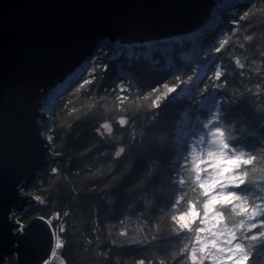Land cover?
Segmentation results:
<instances>
[{
	"label": "trees",
	"instance_id": "1",
	"mask_svg": "<svg viewBox=\"0 0 264 264\" xmlns=\"http://www.w3.org/2000/svg\"><path fill=\"white\" fill-rule=\"evenodd\" d=\"M221 41L227 42L217 52ZM112 47L99 48L80 79L56 100L47 135L50 169L37 176L31 187L35 202L20 222L39 216L58 227L61 247L52 264H193L191 251L200 247L196 229L216 223L211 213L200 223L207 198L200 195L194 168L207 153L200 138L207 141L204 124L211 116L230 143L256 157L247 168L248 182L237 191L250 205L264 196V0L230 8L206 34L203 55L192 64L177 61L175 68L157 69L134 58L123 62L129 74L121 76L117 58L108 59ZM218 69L222 75L216 79ZM165 85L176 89L167 97ZM189 203L199 215L182 229L173 217L188 212ZM235 203L214 207L223 219L218 228L264 220L248 221ZM260 230H236L251 252L245 264H264V239H244ZM7 263L16 264L15 257Z\"/></svg>",
	"mask_w": 264,
	"mask_h": 264
},
{
	"label": "water",
	"instance_id": "2",
	"mask_svg": "<svg viewBox=\"0 0 264 264\" xmlns=\"http://www.w3.org/2000/svg\"><path fill=\"white\" fill-rule=\"evenodd\" d=\"M213 1L0 0V264L11 255L16 264L52 255L49 222L35 216L20 228L15 216L35 202L28 193L50 169L42 104L57 81L109 41L194 31Z\"/></svg>",
	"mask_w": 264,
	"mask_h": 264
},
{
	"label": "snow or ice",
	"instance_id": "3",
	"mask_svg": "<svg viewBox=\"0 0 264 264\" xmlns=\"http://www.w3.org/2000/svg\"><path fill=\"white\" fill-rule=\"evenodd\" d=\"M245 15H247V13ZM243 18L244 17H241V19ZM249 39H251V37H249ZM226 42L227 41H221L216 51L219 52L223 49ZM236 63L239 67H243L239 60H237ZM221 75L222 72L218 69L215 72V78L219 79ZM84 83H88V81ZM165 87L168 88L165 97L176 90L174 87H168L167 85H165ZM119 123L124 125L126 121L121 119ZM102 127L108 132L112 131L110 125L107 123L102 125ZM204 128L208 130V139L205 141V137L203 136L200 139L202 143H206L207 155L212 159L205 164L201 158L200 163L194 165L196 172L195 181L199 189L202 190L200 195L207 198L203 202L204 213L200 223L205 224L210 213L216 220V223L210 228L202 227L196 229L197 243L200 244V247L198 249H192L191 259L193 264H203L205 260H212L215 264H223L225 259L231 261L232 264H245V262L250 260L251 252L244 243L238 241L236 230L246 228L247 232H252L253 229H257L259 226L261 229L259 232L244 237V239L248 241L257 242L258 240L264 239V220H260L258 223H248L247 225L244 220H241L234 228H228L227 225L218 228L217 224H222L223 219L220 213L214 212L213 209L216 205L233 204L236 202L234 210L235 208H239V213L237 214L239 215L242 213L248 221H253L257 217L264 216V196L256 197V200L259 202L250 205L248 196L237 191L248 182L247 178L249 177V171L247 168L249 165L253 164L256 157L238 149L235 145L230 143V137L226 131L218 126V119L209 120L204 124ZM123 151V148L118 150L116 156H120ZM187 166L188 160L184 158L183 167L187 168ZM209 168L211 171H209ZM52 171L55 172L56 169ZM179 184L184 185L185 180L181 178ZM193 191H195V189H193ZM179 203L180 199H177L176 204ZM198 215L195 207L189 203V211L180 217H173V219L177 220L180 227L183 229L189 228ZM204 232L210 233L212 238L209 239L208 237H204L202 239L200 233ZM221 237H224V239L221 240ZM234 241L237 242L234 243ZM60 247L61 242L57 240L56 248L59 249ZM186 249L187 245H185V250ZM197 251L200 253L198 258L196 255ZM225 252L228 253L226 257L224 256Z\"/></svg>",
	"mask_w": 264,
	"mask_h": 264
},
{
	"label": "rangeland",
	"instance_id": "4",
	"mask_svg": "<svg viewBox=\"0 0 264 264\" xmlns=\"http://www.w3.org/2000/svg\"><path fill=\"white\" fill-rule=\"evenodd\" d=\"M246 1H248V0H241L238 3H242V2L245 3ZM223 2L218 3V8L219 9L222 7L223 8L219 11V16L216 17L218 19L216 23H219V21H221L222 16L227 11H229L230 8H232L238 4V3L234 4L228 8L227 5L222 6V5H224ZM213 24H215V22H213ZM214 27L215 28L208 30L206 33H204L203 35H201L199 37V40H202L200 45L196 44V46H193L192 40L187 38V37H183V38L182 37H174L172 39H163V40L151 42L150 45H146V44H136V45L131 44L130 45V44H123V43H120L117 40H115V41H109L107 43L100 45L95 50V52L92 53V55L89 57V59L92 58L93 55L95 53H97L99 48H101L103 45L112 44V46H113L112 50L108 51V53H109L108 59L113 60L114 58H117V59H115V66H116V68L119 71V74L121 76H128V74H129L128 71H126V69L123 67V62H125V60L134 59V58L145 61V63L147 65H151V66L156 65L157 69H159V68L168 69V68H173V67L175 68L177 61L180 63H185V64L191 63L192 64V63H194V61H196L197 58H199L201 55H203V53H202V51H203L202 48H204V47H202L203 41L205 39L206 34L212 32L213 30H216V25ZM102 40H105V39H102ZM106 41H108V40L106 39ZM192 50L194 53L193 55L191 53ZM190 53H191L192 57L188 58L186 60L185 56H189ZM155 54H158L160 58L154 57ZM175 57H176V59H175ZM160 60L162 61L161 65H160ZM170 63H171V65H169ZM204 67H205V63L199 65L197 67V71H199V73L202 72ZM83 72H84V70H83ZM81 75L82 74H80L79 77H77V79H75V81L67 84L63 88H61L63 85L60 86V89L57 87H53L52 91H50L51 93L49 94L48 98L46 100H44L42 111L46 115V117L44 119V125L47 128L46 137L48 135V131L50 128L51 112L53 110V107H54L56 100L64 93L65 90H67L69 87L74 85L80 79ZM53 101H55V102L53 103ZM212 119H213V117L211 116L210 120H212ZM48 155L49 156L52 155L51 147H50ZM201 158L205 162V161H208L210 157L206 153V154H202ZM28 194L31 198L35 199V194L32 190H30V192ZM21 214H22V212H19L15 216L16 221L18 223H20V228L23 225L20 222V215ZM208 238L209 239L212 238L210 233L208 234ZM223 239H224V237H221V240H223ZM235 242H237V241H235ZM227 255H228V253L225 252L224 256L226 257ZM54 261H59V257L57 254H55ZM209 261L211 264H215L214 261H212V260H209ZM6 264H8V263L6 262ZM223 264H232V262L225 259Z\"/></svg>",
	"mask_w": 264,
	"mask_h": 264
},
{
	"label": "bare ground",
	"instance_id": "5",
	"mask_svg": "<svg viewBox=\"0 0 264 264\" xmlns=\"http://www.w3.org/2000/svg\"><path fill=\"white\" fill-rule=\"evenodd\" d=\"M239 1H241V0H214L211 3L212 6L210 8V13L207 16V19L204 22H202L194 31L192 30L190 32H186V34L177 33V34H173L172 36H169V37H161L160 39H155V40H147V41H144L143 43L140 42L139 44L150 45L151 42L159 41V40H163V39H172L174 37H182V38L187 37V38L192 40L193 46H196V44L200 45L202 40H199V37L201 35H203L204 33H206L208 30L215 28L214 26L217 25L216 22L218 19L216 17L219 16V11L223 8L222 7L219 9L218 3L223 2L224 5H222V6L227 5V7L229 8L232 5L237 4ZM213 22H215V24H213ZM100 40L101 39H98V41H97V39H96V41L93 44H95L96 42H99ZM191 53H192V55L194 54L193 50L191 51ZM191 53L189 54L190 57L185 56L186 60L188 58L192 57ZM91 59L92 58L89 59V53L84 55V57L78 63L73 64L72 68L63 74L62 78L57 81V83L54 85V87H57L60 89L61 85H63L61 87V88H63L67 84L75 81V79H77V77H79V75L83 72V70H85L86 67L89 65V63L91 62ZM169 65H171V63ZM42 106H43V104H42Z\"/></svg>",
	"mask_w": 264,
	"mask_h": 264
},
{
	"label": "built area",
	"instance_id": "6",
	"mask_svg": "<svg viewBox=\"0 0 264 264\" xmlns=\"http://www.w3.org/2000/svg\"><path fill=\"white\" fill-rule=\"evenodd\" d=\"M56 219L58 220V223L61 225L62 224V221H61V218L59 216L56 215ZM58 224V225H59ZM57 226L52 229V232H53V251H52V255L45 261L39 263V264H52V257H53V254L56 250V242L58 240V230H57Z\"/></svg>",
	"mask_w": 264,
	"mask_h": 264
}]
</instances>
